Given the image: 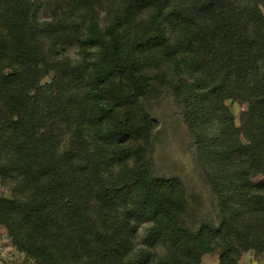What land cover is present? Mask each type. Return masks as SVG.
Segmentation results:
<instances>
[{
	"label": "trees",
	"instance_id": "obj_1",
	"mask_svg": "<svg viewBox=\"0 0 264 264\" xmlns=\"http://www.w3.org/2000/svg\"><path fill=\"white\" fill-rule=\"evenodd\" d=\"M43 4L0 0V176L14 190L0 225L13 245L33 264L264 254V0H53L41 20ZM166 92L215 198L195 226L182 178L148 157L149 106ZM227 99L246 104L239 125Z\"/></svg>",
	"mask_w": 264,
	"mask_h": 264
},
{
	"label": "rangeland",
	"instance_id": "obj_2",
	"mask_svg": "<svg viewBox=\"0 0 264 264\" xmlns=\"http://www.w3.org/2000/svg\"><path fill=\"white\" fill-rule=\"evenodd\" d=\"M43 6L39 11V18L47 20L51 15L53 0H42ZM97 14L102 17L105 12L102 8L96 9ZM79 51V50H78ZM81 51V50H80ZM74 47H69L70 55L76 54ZM225 104L234 115L237 125L240 123V113L246 107L245 103L237 100L227 99ZM149 112L156 119L157 126L154 130L151 150L148 157L153 169L159 174H177L187 187L188 213L185 220L188 225H196V221L203 218H215V198L204 184L199 169L193 159L189 145V134L180 116V108L168 92L162 98L149 106ZM3 178V177H2ZM0 176V195L11 196L14 193L13 185L8 177L2 179ZM256 177L255 179H258ZM143 233L141 228L139 235ZM164 248L157 247V252H163ZM219 249L214 248L210 252L201 255L197 264H218ZM0 264H33L24 252L18 250L8 235L6 228L0 225ZM239 264H264V254L253 249L241 253Z\"/></svg>",
	"mask_w": 264,
	"mask_h": 264
}]
</instances>
